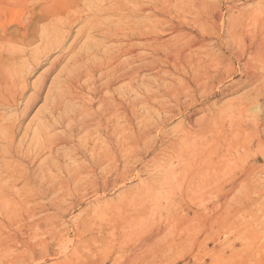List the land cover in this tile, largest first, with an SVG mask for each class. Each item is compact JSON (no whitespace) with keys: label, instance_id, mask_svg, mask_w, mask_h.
<instances>
[{"label":"rangeland","instance_id":"374dc122","mask_svg":"<svg viewBox=\"0 0 264 264\" xmlns=\"http://www.w3.org/2000/svg\"><path fill=\"white\" fill-rule=\"evenodd\" d=\"M5 1L0 0L3 4L7 3ZM10 1L18 2V0ZM156 1H158L156 2V7L160 8V12L163 11L161 17L158 16L159 18L157 19L160 23L156 21L157 23L155 26L159 28V30L156 29L155 32L156 38H159L161 41L159 42L163 43L161 50H159L161 45H159V43L157 44V50L159 51H157L159 53H157V64L159 65H157V69H163L165 66V70L169 64V68L171 69L169 70L168 68L166 70H169V73L171 71V75L173 74L175 77L170 74L168 76V74L162 71H160L161 74L156 76L151 74L148 69H143L145 72H141V79L144 80H140L142 85L141 82H139L143 91L147 92V89L152 88L156 93L155 96L157 95L156 97L159 98L156 99L154 96V103L156 105L150 110V114L148 115L145 114L148 109L144 105H140V110L142 109L141 112L143 113V117L141 118L143 119L141 121L143 133H141V135L140 133H126V158H128L129 162L126 159L128 164L127 166L125 165V174L120 181L114 183H111L115 181L112 177L108 184L99 183L100 185L97 186L88 182L75 184V190H73L74 194L71 193L72 191L69 190L70 188L61 187L56 191L54 190L55 192L52 191V193L43 196L33 194L32 197H26L24 201L20 199V203L19 201L18 204L16 203L19 207L16 210V214H12L9 218H7L8 216L5 214V216L0 214L2 224H0V264H264V167L262 163L256 164L253 167V171L251 172L252 175L250 174L252 179L250 176L245 178V175L248 173L247 170H249L248 168L252 169V162L255 161V159H262L264 156V142H260L254 135L252 138L249 136L247 139L249 142L248 144H250L248 156L246 155L244 158L239 157L234 154L235 151H232V154L227 155L228 158L226 157V161L224 160L219 174L213 178L211 177L208 180L205 179V172L208 170L207 167H203V172L200 171L197 174H193L197 167L202 165L207 166L203 164L204 160L201 158L206 146L205 139L207 134L202 130L206 123L204 121L205 117H210L211 113H215V111L222 106L225 108L229 106L230 103H235L241 96L245 97L243 94L246 92H254L252 89L253 85L247 80L245 70L241 69L243 68L242 64L239 66L238 64L240 63L234 60L235 62L229 65L231 56L232 54L236 55V53L241 54L244 49H246L245 43L249 46L256 43V40L258 41L259 39L257 38L258 35H260L258 37H263L262 39H264V31L260 32V30L257 29L260 28L258 22L244 20L245 22L240 21L241 24L237 22L238 25H241L239 27L234 23L237 25L235 28L238 29V32L240 28V32L235 37H232L233 39L231 37L228 38L227 32L230 28H234V25L231 27V24L227 22L228 20H224L226 19V14L229 15L231 12V10L227 9V0H199L200 4L197 3L198 0H189L188 5H190V7L188 6V8L186 6L187 4L184 3L185 1L187 3V0H178V2L170 0L169 3L173 2L177 4L180 2L177 6H174L173 3L169 4L167 2L169 0ZM202 2L204 3L203 6ZM206 2H210L209 5ZM255 3L256 1L252 2V0H238L235 2V10L238 11L234 10L233 12L237 14L242 11H249L251 10L250 7L257 4ZM195 4H198L201 9L200 13L203 11L205 15L203 12V14H198L199 9H197L198 6H194ZM167 5L169 8L166 7ZM179 5L185 7L184 10L182 6V8L179 7L178 11L185 19L187 18V21L183 20L184 18L180 20L182 16L178 14L179 12H176ZM241 5L246 6L242 7ZM160 6H164L165 8L162 7L164 10L168 8L165 10L166 13H168V10L172 13L169 12V15H165L169 20L172 18L170 21H167V19L163 20V18H166L163 15L165 12ZM248 6L249 9H247ZM13 7V15L19 16L21 8L17 5ZM173 7L176 14L173 13ZM181 9L183 10L182 13ZM188 9L192 11L189 12ZM204 9H206L207 12L204 11ZM239 9L242 11H239ZM228 11L230 12L228 13ZM192 12L194 13L192 14ZM207 13L210 15L207 16ZM214 13H222L223 15L221 14L222 16L219 20H215V18L211 16ZM179 15L180 18H178ZM192 15L195 16L192 17ZM176 16L179 20L175 18ZM10 17L11 18H8V20H13L12 22L9 20L11 25L5 28L0 23V40L3 37H11L17 30L14 17ZM195 17L199 19V21L195 19ZM209 17L213 22H211ZM223 17L225 18L223 19ZM190 18L193 22H191L192 20ZM172 20L176 22L171 23ZM197 22L203 23L205 27ZM249 22L252 24L250 25ZM215 23H217V25ZM218 25L219 29H217ZM253 25L257 27L255 28ZM203 28H205V30ZM235 28L234 31L236 30ZM216 29L219 32H217ZM170 30L173 31V33ZM241 30L244 31L242 32ZM248 30L251 31L249 34L245 32ZM160 31L164 33L162 34ZM216 32L220 35L213 34ZM193 34L197 37L192 36ZM166 35H169L170 38ZM211 37L214 39L212 40ZM245 37L250 40H246ZM224 38H226V40H231L229 43L233 46L227 47L229 43L227 44L228 41L224 42ZM169 39L172 40L170 41ZM238 39H240V41H238ZM168 40L169 43H165ZM235 40L237 41L235 42ZM243 40L246 41L244 42ZM164 43L166 45H164ZM201 43L205 44L201 45ZM217 43L219 45H217ZM224 46H226L228 50L225 54L226 58L225 55H223L225 50V48H223ZM244 46L245 48L243 49ZM240 49H243L242 52ZM138 51L144 52V49H139ZM208 53H214L216 55L214 56L219 58L216 59L212 56L211 59ZM193 55L194 57L196 56L195 59L198 58V60L199 58L200 60L205 58L203 61H214L211 62V65L209 64L207 66L205 71H199L200 69L198 70L192 67L193 61L195 60ZM249 55L250 57L253 56L247 53L246 57ZM55 56L56 55H53L51 57L52 59L49 61H52ZM218 60H225L224 62L226 64L224 62L219 63L220 65H223V63L225 64L223 66L221 65V69L223 68L222 71L219 69V64L216 63L219 62ZM179 61L180 63H177ZM188 61H191V64L187 63ZM48 63L40 66L29 75L30 88L28 87L25 92L24 102L21 105L22 107H20V110H11L7 113V116H14L24 108L25 102L34 92V87H32L33 83L41 79L42 73L50 66V63ZM161 65L163 66L160 67ZM212 65L214 66L213 70H211L213 67ZM226 65L230 67L227 69ZM184 68H186V71ZM215 68L220 72L224 71L223 75L220 76L221 78H217L220 72ZM210 70L213 72L212 76L210 75ZM214 70L215 72L218 71V73H215ZM260 70L261 75L264 76V70ZM208 71L209 73L207 74L206 72ZM56 74V71L52 73L43 96L35 102L29 114L23 119V129H21L17 137V142L25 136V131L31 126L32 120H34V118L36 119L39 112L45 109L43 108L44 105L46 107V103H44L46 102L45 95ZM193 75H197V78L201 77L202 81L208 77L207 80L203 81L205 82V87H203V82V86H199L197 82H194L191 79ZM164 76H166V78ZM178 76L182 77L179 78ZM214 76H216V79L213 78ZM183 77L184 80L188 77L187 80L189 79V83L186 81L184 82ZM209 77L213 79L211 80ZM176 78H179V81ZM167 79L173 80V82L169 83ZM174 81H178V83ZM206 81L210 82L207 84ZM149 82L150 84L152 83V87ZM179 83H183V86L182 84L180 86ZM159 84H165L163 86L166 88H161L163 86ZM169 84H173V86L175 84L177 86H174V90L171 92H167L169 91L167 88ZM184 84L187 87L184 86ZM210 84L212 87H210ZM179 87L180 89H178ZM156 89L158 91H156ZM175 90L178 92L181 90L182 94ZM200 91H205L206 93L204 92L203 94ZM254 94L255 92L253 95ZM210 108H212L211 110L213 112L209 111ZM223 118L220 120L221 122L229 119L227 117H225L226 119ZM38 119L39 118H37V121ZM40 120L42 119L40 118ZM227 120L224 123L219 121V125L226 123L225 125L228 127L229 120L228 122ZM185 129L187 131L186 135ZM83 135L84 133H79L75 141H80ZM201 135L202 137L200 138L199 136ZM203 135H205V137ZM67 141L68 138H66V140L64 138L63 141L57 145L61 153L68 154L72 152L71 144ZM169 142L174 144H170ZM229 142L230 139L228 140V145L225 147L230 148L232 144L229 145ZM259 144L260 148L258 147ZM256 146L258 148H256ZM112 166H110L109 169L112 168L113 170L114 168ZM184 171H187V175ZM222 175H225L224 179ZM158 178H161V181H159ZM171 184L173 185V190L170 189ZM232 186L234 187L232 192L226 194ZM182 188L185 189L183 190ZM170 190L172 193L169 192ZM59 191H61V193ZM209 195H211V197ZM247 197L250 199L246 200L248 199ZM19 204L21 205L19 206ZM19 210L25 212V214L27 211L29 213L25 216L18 213ZM120 210H122V212ZM124 211L128 212L125 213ZM23 217H25L24 220H22ZM165 220L167 222H165ZM3 221L5 225H3ZM26 221H28V224ZM6 224L7 228L2 229ZM155 231L157 234H155Z\"/></svg>","mask_w":264,"mask_h":264},{"label":"bare ground","instance_id":"6f19581e","mask_svg":"<svg viewBox=\"0 0 264 264\" xmlns=\"http://www.w3.org/2000/svg\"><path fill=\"white\" fill-rule=\"evenodd\" d=\"M175 1L178 2V0ZM236 1L238 0H227V9L231 10V12L228 11V13L230 12V14H226V19H224L225 17H223V19L228 20L227 22L231 24V27H233L232 25H234V28L238 25L237 22L240 23V21L242 22L244 20H253L254 22H258V24H260V28L257 29L260 30V32L264 31V0H252V2L256 1L257 4L255 3V6L250 7L251 10L242 11L241 8L239 9V11L242 12L235 14L236 12L234 13L233 11L236 8ZM5 2L7 3L3 4L2 2H0L1 25L5 28L6 26L11 25V22L13 20L11 21L9 19L11 21L9 22L8 18H11L10 16L14 17V19L16 20H14V23L16 22L17 25V30L14 27L16 30L14 35L8 38L3 37L0 40V214H5L8 216L7 218H9L12 216V214H16V210L19 208L17 206L18 201L20 199L21 201H24L26 197H32L33 194H39L40 196H43L48 193H52V191H56L61 187H67V189L70 188L69 190H71V193L74 194V185H77L81 182H88L94 186H97L100 185L99 183L108 184L112 177L115 181H112L111 183L120 181V179H122L123 175L125 174V165L127 166L128 164V158H126V133H140L141 135V133H143L141 129V121L143 120L141 118L143 117V113L141 112L142 109L140 110V105H144L148 109V111L145 113L147 115L150 114V110L153 109L156 105L154 103V96L156 94L155 91H153L151 88L147 89V92H145L141 87V72L143 71V69H148L154 76L161 74L160 71L168 74V76L169 74L171 75L172 72L170 71L169 73V70L171 69L169 68V64L168 66L166 65L167 67L165 68V70V66L163 67V69H157V55L159 54V51L157 50V44L159 43V45H161L159 49L161 50L163 43H160V39L156 38L155 32L156 29L159 30V28H156L155 26L157 22L160 23V21H157V19L159 18L158 16L161 17V13L163 11L160 12V8L156 7V2H158L156 0H18V2L10 0L8 2V0H6ZM167 2L169 3L170 0ZM179 3L173 4L174 6H177ZM184 3L187 4V8L188 6L190 7V5H188L189 0H187V3L186 1ZM197 3H199V0L197 1ZM209 3L207 4L209 5ZM14 5H17L21 8V13L19 16L13 15L12 9L14 8ZM183 5H179L177 7V13L179 12L178 8L181 6L183 7ZM203 5L204 3L202 2V6ZM164 6H160L162 10H164ZM194 6L197 7L198 4H195ZM166 7H168V5ZM184 8L185 7H183V10ZM197 9H199L198 14L204 13L203 11V13H200L201 9L199 8V6ZM247 9H249V6ZM183 10L181 9V13ZM204 11L207 12L206 9H204ZM169 12L170 11L168 10V13L165 12L166 14L163 13V15H169L171 13ZM194 12H192V14ZM173 13H175V9ZM178 14H180V12ZM221 14L214 13L211 16H213L215 20H219V18L223 15ZM180 15L178 16V18H180ZM209 15L210 14H208L207 16ZM194 16L192 15V17ZM175 18L178 19L177 16ZM183 18L184 16H182L180 20ZM164 19H167V21L169 20L168 17L163 18V20ZM186 19L184 18L183 20ZM195 19L197 18L195 17ZM197 20L199 21V19ZM173 22L176 21L172 20L171 23ZM191 22H193V20ZM211 22H213L212 19ZM234 23H236L237 25H235ZM215 24L217 25V23ZM240 24L238 25V27L241 26ZM201 25L203 26V23ZM219 25L218 27L216 26L217 29H219ZM254 27L256 28L257 26ZM234 28H232L233 30L230 28L227 32L228 38L235 37L240 32V28L239 32L236 28V30L234 31ZM203 29L205 30V28ZM217 29L216 31L219 32ZM249 30L245 32L249 34V32H251ZM171 32L173 33V31ZM217 32L213 34H217L219 36L220 34H218ZM163 33L164 32H162V34ZM169 35L166 36L169 37ZM194 35L195 34H193L192 36ZM258 36L257 38L259 39L258 41L256 40V43L251 44V46L246 45L245 43L246 49H244V46L243 52V49H240L242 53L239 50L241 54H232L230 59L231 61H229V65L234 63L235 61H238L240 63L238 64L237 62L239 66L242 64L243 68L241 69L245 70L247 80L253 85L252 89L254 90L255 94L253 95L254 92H246L245 94H243L245 95V97L241 96V98L237 99L235 103H230V105L226 106L225 108L222 106L213 114L210 112V117L205 115L207 116V118L205 117L204 121L206 123L205 127L202 130L205 134H207L205 139L206 146L202 144L203 146H205V149L202 153L201 158H203L204 160L203 164H206L207 166L202 165L197 167L193 174H197L200 171L203 172V167H207L208 170H206L205 172V179L207 180L219 174L220 170L222 169L224 160L226 159L227 155L232 154V151H235L234 154L236 156L243 158L250 152V144H248L249 142L247 140L249 136L252 138L254 135L255 138H258L260 140V142H264V76L261 75L260 70H264V39H262L263 37L261 38ZM222 37L221 39L223 40ZM213 39L214 38H212V40ZM224 39V42L228 41L227 44L229 43V41L231 42V40H226V38ZM248 39L246 38V40ZM169 40L165 43L168 44ZM246 40L243 41L245 42ZM236 41L237 40H235V42ZM238 41H240V39H238ZM165 43L164 45H166ZM203 44L201 43V45ZM217 45L219 44L217 43ZM230 46L231 45L229 43L227 47ZM227 47H223L225 48V50L222 49L224 50L223 55H225L226 51H228ZM139 49H144V52L138 51ZM247 53H250L251 56H253L250 57L249 55L246 57ZM53 55H56L55 58H53L52 61H49L50 59H52L51 57ZM214 55V53L209 54L211 59L212 56L213 58L216 56ZM218 58L219 57H217L216 59ZM196 59V61H193L194 63L192 64V67L197 68L198 70L200 69L199 71H205L207 66L209 64L211 65V62L214 61H203L205 58L202 60H200V58L199 60L198 58ZM224 61L222 60L216 63L219 64L220 62ZM48 62L50 63V66H48L47 70L43 72L44 74L42 73L41 79L33 83L32 87H34V92L32 93V95L30 94L31 96L25 102L24 108L14 116H7V113H9L11 110H20V107H22L21 105L24 102L25 92L30 86L28 79L29 75L37 70V68L45 65ZM177 63H180V61ZM187 63L191 64V61H188ZM224 63L223 65L226 64ZM221 65H218L220 67H218L219 69H221ZM229 65H226L227 69L228 67H230ZM162 66L163 65H161L160 67ZM168 68L169 70H166ZM213 68L214 66L211 70H213ZM184 69L186 71V68ZM211 70L210 75L212 76L213 72H211ZM55 71L57 72V74L52 80L49 90L45 95L46 102L44 103H46V107L45 105L43 107L45 109L40 111L37 115V118H39L38 121L37 118H34V120H32L31 126L28 127L25 131V136L17 142V137L21 129H23V119L29 114L35 102L41 99L46 86H48L47 83L49 81V78ZM218 71L215 72L214 70L215 73H218ZM223 72H220V75L218 74L219 77L217 78H221L220 76L223 75ZM206 73L208 74L209 71ZM171 76L174 75L172 74ZM164 77L166 78V76ZM215 77L216 76H214L213 78ZM179 78L176 79L178 80ZM187 78H185L186 80H184L183 77V81L188 82L189 79L187 80ZM207 78L205 80H207ZM210 78L211 77H209V79ZM213 78H211V80ZM191 79L194 82H197L199 86H203L204 83L203 87H205V82H203L205 80L202 81L201 77L197 78V75H193ZM139 81L141 82V85ZM168 81L169 83L173 82V80ZM178 81L175 83H178ZM209 82L206 81L207 84ZM183 83H181L182 86ZM151 84L150 86L152 87L153 85ZM159 85L163 86L165 84ZM174 86L177 85L174 84ZM174 86L173 84H169L167 85L169 91H167L166 89L165 90L167 92H171L172 90H174ZM184 86L186 85L184 84ZM210 87H212L211 84ZM161 88L166 87L163 86ZM178 89H180V87ZM177 90L175 91L178 92L179 90ZM156 91L158 90L156 89ZM200 92L204 94L205 91ZM178 93H181V90ZM251 95H253L254 98ZM158 98L156 97V99ZM156 99L155 101L157 102ZM211 109L212 108H210L209 111H212ZM225 117L229 118L228 127H226V123L219 125V121L222 120V118L226 119ZM40 118L42 120H40ZM225 121L220 122L224 123ZM79 133H84V135L81 137L82 139L80 141L78 140V142H76L75 139ZM186 134L187 131L185 135ZM203 136L205 137V135ZM199 137L201 138L202 135ZM64 138L65 140L66 138H68L67 142L71 144L72 152L68 154L61 153L57 148V145L61 141H63ZM229 139V145L232 144L230 145V148L225 147L226 145H228ZM258 147L260 148V144ZM258 147L256 146V148ZM259 163H262V166L264 167V156L262 157V159H255V161L252 162V169L248 168L249 170H247L248 173L246 172L247 175H245V178L250 176L251 172L253 171V167ZM110 166L114 168V171L112 170V168L109 169ZM186 172L185 174L187 175ZM224 176L225 175H222L223 179ZM250 178L252 179V176H250ZM160 179L159 181H161ZM233 188L234 187L232 186L231 189L226 192V194L229 192L231 193ZM170 189L173 190L172 184L170 186ZM171 190L169 192H171ZM59 192L61 193V191ZM209 196L211 197V195ZM249 199L250 198L246 200ZM20 205L21 204H19V206ZM120 211L122 212V210ZM18 213L27 216L29 212L27 211V213L25 214V212L19 210ZM24 218L25 217H23L22 220H24ZM27 222L28 221H26V223ZM165 222L167 221L165 220ZM3 225H5V223ZM4 228H7V224L2 229ZM155 234H157L156 231Z\"/></svg>","mask_w":264,"mask_h":264}]
</instances>
